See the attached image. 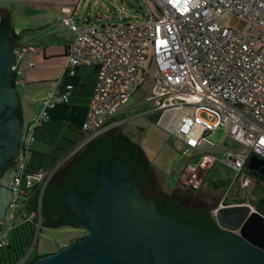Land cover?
<instances>
[{"label": "built area", "instance_id": "1", "mask_svg": "<svg viewBox=\"0 0 264 264\" xmlns=\"http://www.w3.org/2000/svg\"><path fill=\"white\" fill-rule=\"evenodd\" d=\"M144 1L148 17L133 22L79 27L70 17L62 19L74 37L67 47L62 72L41 100L42 108L33 120L29 139L21 138L13 175L7 184L11 196L8 220L0 232V247L7 244V234L16 220H30L24 213L27 202L39 187L41 198L58 171L60 164L50 169L30 167L33 134L50 121L51 110L69 103L74 88L71 79L79 69L94 72L92 93L80 128L85 138L61 164L80 147L123 123L115 116L128 101V90L148 54L152 67L148 97L153 105L149 114L156 116V124L180 147L201 155L196 163L185 164L179 180L184 179V189H197L215 164L213 155L204 154L203 144L205 136L220 127L227 126V132L219 145L226 146L227 139L238 145L227 148L220 161L235 179H243V186L250 182L245 177L251 172L247 169L249 159L255 156L264 160V0ZM63 11L70 14L68 8ZM223 13L247 20L249 27L240 33L219 26L216 18ZM36 51L35 47L16 45V63L11 70L14 85L21 84L20 63ZM33 66L32 61L27 63L28 68ZM223 206L229 205L222 200L210 210L215 222ZM38 214L40 199L37 217Z\"/></svg>", "mask_w": 264, "mask_h": 264}, {"label": "rangeland", "instance_id": "2", "mask_svg": "<svg viewBox=\"0 0 264 264\" xmlns=\"http://www.w3.org/2000/svg\"><path fill=\"white\" fill-rule=\"evenodd\" d=\"M64 8H68L70 14L64 12ZM148 15L149 9L144 0H0V24L1 17L3 21L9 20L11 29L17 36V43L26 44L34 43L31 41V31L37 30L47 32L46 34L50 36L45 39L52 40V42L53 40L60 43L71 41L73 33L62 24L64 17H70L72 23L82 27L123 24L137 19H145ZM216 22L221 27L231 28L240 33L245 32L249 27L247 20L227 13L220 14L216 18ZM28 61L27 57H24L20 68H24ZM85 82L86 85H91V79L88 78ZM151 84L152 67L151 57L148 54L143 64L138 67L135 81L128 90V101L115 116V119L123 123L117 127V130H114V132H124L141 149L148 163L150 174L153 176L145 182L150 189L154 193H156L155 191L164 193L178 188L177 192L182 194L180 204L193 209L204 207L212 210L222 200H225L229 206L238 205L244 201L258 209L259 203L264 200V181L251 172H247L245 177L250 182L248 186H243V179L241 177L235 179L231 170L220 161L227 148L238 147L230 139H227L226 146L219 145L226 135L227 126L220 127L205 136L204 154L213 155L216 162L203 176L201 185L197 189L185 191L182 187L184 179L180 181L181 183L179 182L183 168L187 162L196 163L201 155L196 156L191 151L180 147L174 137L159 127L152 119L153 116L149 112L153 109V105L148 97ZM14 87L19 96L22 116L21 138L28 140L29 130L34 129L33 120L40 113L41 100L46 91H42L43 87L39 84L35 86H30V84L14 85ZM53 123L43 126L49 133V140L45 142L46 145L42 142V147H44L45 153L50 152L45 157V160H53L50 168L60 164L58 168L60 172L68 162L74 159L77 153L86 149L87 144L80 147L70 159L61 164L82 144L85 137L77 127L66 123L52 125ZM33 137L36 136L33 134ZM39 157L40 152L38 151V155L34 154L33 157L34 162L38 164L31 167L37 168L40 165ZM12 172L13 168L9 167L0 174V186L7 187ZM28 206H30L29 202H27L24 213L31 218L33 211L31 212L27 208ZM259 212L264 214V208H261ZM7 213L8 210L5 209L4 216L0 217L2 225L7 223ZM16 222L18 221L16 220ZM30 222L33 220L31 219ZM32 224L33 237L27 248L28 251L35 241L30 251L32 255L52 254L73 240L81 238L85 233L83 229L72 226L50 227L44 218L42 220L40 218V221L38 219L36 223Z\"/></svg>", "mask_w": 264, "mask_h": 264}, {"label": "water", "instance_id": "3", "mask_svg": "<svg viewBox=\"0 0 264 264\" xmlns=\"http://www.w3.org/2000/svg\"><path fill=\"white\" fill-rule=\"evenodd\" d=\"M15 63L9 40L1 37L0 174L17 155L21 142L19 96L11 75ZM105 164L83 211L86 221L81 227L86 235L26 264H264V215L257 210L243 204L223 206L218 210L217 228L201 229L161 214L140 189L145 196L155 193L145 182L138 187L120 161H113L108 171ZM247 169L264 178V160L252 156Z\"/></svg>", "mask_w": 264, "mask_h": 264}, {"label": "trees", "instance_id": "4", "mask_svg": "<svg viewBox=\"0 0 264 264\" xmlns=\"http://www.w3.org/2000/svg\"><path fill=\"white\" fill-rule=\"evenodd\" d=\"M86 109L87 107L71 106L69 103L59 105L50 111V121L59 118L61 121L80 129L85 118ZM17 115L21 116L20 108L17 111ZM114 142L115 140L108 132L90 141L86 145V149L77 153L74 157L71 169L66 177L65 184L61 187L56 186V184H48L45 187L40 201L41 220L44 216L49 218V216L58 212V209L62 207L61 196H63L64 192L69 188H74L81 178H86L89 181V189L93 194L97 186L96 170H98L101 161L105 158L108 160H112L114 157L122 160L124 158L123 155L114 147ZM123 163L126 164L125 160H123ZM144 167H146V165H144ZM133 172L138 176V185L142 184L145 181L143 169L140 171L133 170ZM251 173L264 181V178L257 172ZM177 189L178 188H175L170 192H164L160 199H155L156 208L161 214L174 215L183 223H191L201 229L217 228V224L209 209L204 207L193 209L182 206L180 204L182 194L181 192H177ZM187 190L188 189H185V191ZM38 202L39 189L33 192L29 200L30 206L27 207L31 212H35V216L30 218L33 222L27 220L14 224V227L7 234V244L0 247V264H17L27 253V248L33 237L32 223H36L38 220L36 215ZM223 202L224 205H228L225 203V200H223ZM242 203H244V201L239 204ZM262 205H264V201L259 203L257 209L258 211H260ZM2 227L3 225L0 223V232ZM38 257H40V255H32L29 253L23 264L32 262Z\"/></svg>", "mask_w": 264, "mask_h": 264}, {"label": "crops", "instance_id": "5", "mask_svg": "<svg viewBox=\"0 0 264 264\" xmlns=\"http://www.w3.org/2000/svg\"><path fill=\"white\" fill-rule=\"evenodd\" d=\"M31 41H34L33 44H26V43H17L18 46L21 45H28L31 47L37 48V51L35 53H29L26 55L27 61H32L34 63V66L32 68H28L27 65L22 68V77H21V84L20 86H25L26 84H30V86L40 85L42 86V91H49V88L51 90L52 82L53 80L62 72V68L65 62L66 57V50L70 42L67 41L65 43H60L57 41L52 42V40H46L45 38L47 36L46 33L42 30L37 31H31ZM49 32V31H48ZM15 35V34H14ZM74 37V34H73ZM72 37V39H73ZM57 38V37H55ZM15 39H17V36L15 35ZM17 42V40H16ZM91 79V86L86 85L85 81L86 79ZM73 85L75 87L73 88L72 95L69 100V105L71 106H79V107H87L90 99V95L92 93L93 88V82H94V72L92 69H79L77 76L71 80ZM45 84V85H44ZM20 107V104H19ZM42 105L40 107L39 112L41 111ZM22 119V116H21ZM51 122H54L52 125H59V123H66L64 121H61L59 118L56 120H51ZM68 124V123H66ZM47 129L43 127H38L34 131V141L32 145V154L30 159V167L33 165H37L34 160V154L38 155V151L40 152V161L39 166L37 168H43L48 169L52 166L53 160L52 159H46L45 157L49 153H45L44 147H42V142L46 145V141L49 140ZM39 139V141H38ZM16 157V156H15ZM37 159V157H36ZM13 161L9 167H13ZM45 164V165H44ZM44 166V167H42ZM8 167V168H9ZM32 169H35L31 167ZM7 169V168H6ZM59 171H57L58 173ZM13 175V172H12ZM10 176V178L12 177ZM9 178V180H10ZM8 180V181H9ZM10 191L6 187L0 186V217L4 216V211L7 209L9 200H10ZM1 223V220H0ZM2 224V223H1ZM38 255V254H37Z\"/></svg>", "mask_w": 264, "mask_h": 264}, {"label": "flooded vegetation", "instance_id": "6", "mask_svg": "<svg viewBox=\"0 0 264 264\" xmlns=\"http://www.w3.org/2000/svg\"><path fill=\"white\" fill-rule=\"evenodd\" d=\"M1 24H0V38H5L9 40L10 47L14 49L17 45L14 32L11 29L10 21H3V18L1 17ZM12 75V83H13V74ZM118 128H115L111 131H109V135L115 140L114 147L123 155V160H125L126 164L123 163L122 159L119 158H112V160L103 159L100 163V166L98 170H96V174L99 173L101 164L106 161L105 164V171H108V169L111 166V163L115 160H118L124 165L125 167L129 168L130 173L132 174V178L134 183L139 187L137 180L138 176L133 172L140 171L143 169V172L145 174V181H148L153 176L150 174L149 166L144 158L141 149L139 146L135 143H133L124 132L122 131H115ZM73 160L71 162H68L65 167L60 170V172L56 173L55 176L52 178L50 185L56 184V186H63L66 181V177L71 169ZM146 165V167H144ZM143 167V168H142ZM82 181V183H80ZM141 194L148 200H152L155 203V199H160L162 194L160 191H155L154 196H145L144 192L140 189ZM92 195V191L89 189V181L86 178H81L78 183L75 185L74 188H69L66 190L61 196L62 201V207L58 209V212L54 215L44 216L43 218L45 221L53 226H72L73 228L77 229H83L81 226L86 221L83 216V211L85 207L89 204L90 198ZM264 201V200H263ZM264 208V205L261 206ZM84 230V229H83ZM85 231V230H84ZM86 231L82 237L86 235Z\"/></svg>", "mask_w": 264, "mask_h": 264}]
</instances>
